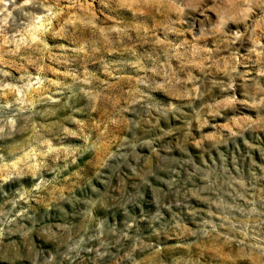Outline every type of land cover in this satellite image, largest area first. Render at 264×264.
Segmentation results:
<instances>
[{
    "label": "clouds",
    "instance_id": "9594fccd",
    "mask_svg": "<svg viewBox=\"0 0 264 264\" xmlns=\"http://www.w3.org/2000/svg\"><path fill=\"white\" fill-rule=\"evenodd\" d=\"M0 264H264V0H0Z\"/></svg>",
    "mask_w": 264,
    "mask_h": 264
}]
</instances>
